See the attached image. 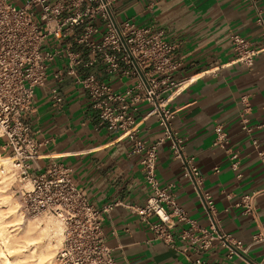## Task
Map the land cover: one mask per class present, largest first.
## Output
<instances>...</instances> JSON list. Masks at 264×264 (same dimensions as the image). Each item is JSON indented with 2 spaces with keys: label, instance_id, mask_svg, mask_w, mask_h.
<instances>
[{
  "label": "crops",
  "instance_id": "1",
  "mask_svg": "<svg viewBox=\"0 0 264 264\" xmlns=\"http://www.w3.org/2000/svg\"><path fill=\"white\" fill-rule=\"evenodd\" d=\"M113 7L118 22L130 19L153 31L162 30L172 45L181 63L172 76L182 82L168 102L173 128L183 139L185 153L194 157L200 169L202 188L213 198L219 228L238 241L241 250L231 254L221 245L202 247V230L211 232L210 221L167 140L157 145L156 176L161 186L172 185L176 202L194 226L172 218L167 230L171 239L165 240L150 228L155 216L144 221L128 209L127 205H143L151 192L140 154L130 152L131 142L122 131L101 123L87 93L69 76L58 85L63 97L59 105L51 99L49 77L35 89L31 107L23 113L41 142L31 173L44 172L53 162L63 163L95 207L113 204L102 228L115 264H264V0H115ZM232 33L258 50L252 66L234 62ZM60 64L56 61L54 67ZM102 69L99 63L84 71L98 74L117 91L125 87L124 79L122 83ZM149 108L141 102L134 114L136 119L143 118L138 135L146 145L162 136L155 117L145 116ZM244 109L250 131L240 122ZM216 123H222L227 135L224 148L212 144ZM232 154L237 155L235 168ZM243 195L251 196L250 213L238 204Z\"/></svg>",
  "mask_w": 264,
  "mask_h": 264
},
{
  "label": "built area",
  "instance_id": "2",
  "mask_svg": "<svg viewBox=\"0 0 264 264\" xmlns=\"http://www.w3.org/2000/svg\"><path fill=\"white\" fill-rule=\"evenodd\" d=\"M114 1L23 0L16 5L12 0H0V139L1 149L6 151L0 174L12 178L8 188L17 195L21 215L48 214L59 220L60 241L54 264H115L113 249L106 244L102 228L104 216L113 204L95 207L84 189L75 185L71 169L63 163L53 162L44 172L31 173L40 156L41 142L23 113L30 109L35 89L49 77L53 81L51 99L59 105L63 97L58 85L69 76L87 93L101 123L122 131L131 142L130 152L140 154L143 177L151 192L143 205H127L128 209L144 221L155 216L157 220L149 223L150 228L156 237L165 240L171 239L167 230L172 218L194 226L176 202L172 185L161 186L156 176L157 145L167 140L173 158L180 161L183 176L190 180L210 221L211 232L202 230V247L221 245L229 248L231 254L237 253L241 244L219 228L213 198L202 188L200 169L194 157L185 153L183 139L172 125L174 115L168 102L182 83L172 74L181 63L175 58L172 45L163 38L162 30L153 31L130 19L118 22ZM230 42L234 62L252 66L258 53L252 43L238 33L230 35ZM56 61L60 66L54 67ZM99 63L106 75L116 76L122 83L125 80L122 90L113 89L98 74L84 71ZM141 102L150 106L145 116H154L162 129V136L151 145L138 135L143 118L136 119L134 114ZM245 109L240 122L245 131H250ZM213 130L212 144L224 148L228 141L222 123H216ZM252 144L258 148L257 139L253 138ZM257 153L263 158L261 151ZM236 157L231 155L234 168ZM238 204L245 213L251 212V196L243 195Z\"/></svg>",
  "mask_w": 264,
  "mask_h": 264
},
{
  "label": "bare ground",
  "instance_id": "3",
  "mask_svg": "<svg viewBox=\"0 0 264 264\" xmlns=\"http://www.w3.org/2000/svg\"><path fill=\"white\" fill-rule=\"evenodd\" d=\"M5 183L0 182V264H52L50 239L61 228L47 218L20 224L15 204L1 195Z\"/></svg>",
  "mask_w": 264,
  "mask_h": 264
},
{
  "label": "rangeland",
  "instance_id": "4",
  "mask_svg": "<svg viewBox=\"0 0 264 264\" xmlns=\"http://www.w3.org/2000/svg\"><path fill=\"white\" fill-rule=\"evenodd\" d=\"M5 151H3L1 148H0V166H1V160L3 158H5ZM5 181L6 185L4 188H2V196L6 197L7 199H10L11 202H13L16 206V214H19L17 216H19V222L20 224H24L26 223L27 221L28 222H33L34 220H37V219H51L58 227H61L60 226V223H59V220L51 215H48V214H42V215H38V216H23L21 215V213L19 212V206H18V199H17V195L14 193L13 189L12 188H8V185H9V181L12 180V178L10 177H6L5 175H2L0 174V182L1 181ZM14 185V184H13ZM5 194V195H4ZM22 226V225H21ZM59 234L57 235H54V237H51L52 239H50V246L53 248V252H52V264H54L55 262V254H56V250L58 248V245H59V241H60V236ZM58 237V239H57ZM45 241V240H44Z\"/></svg>",
  "mask_w": 264,
  "mask_h": 264
}]
</instances>
